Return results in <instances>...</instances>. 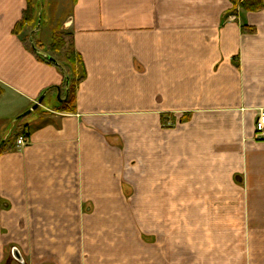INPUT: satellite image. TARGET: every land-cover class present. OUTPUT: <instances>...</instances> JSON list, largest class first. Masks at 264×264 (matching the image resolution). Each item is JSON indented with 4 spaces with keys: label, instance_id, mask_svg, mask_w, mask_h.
Instances as JSON below:
<instances>
[{
    "label": "crops",
    "instance_id": "crops-1",
    "mask_svg": "<svg viewBox=\"0 0 264 264\" xmlns=\"http://www.w3.org/2000/svg\"><path fill=\"white\" fill-rule=\"evenodd\" d=\"M26 9L0 0V148L30 133L0 153V264H264V9L76 0L69 111Z\"/></svg>",
    "mask_w": 264,
    "mask_h": 264
},
{
    "label": "trees",
    "instance_id": "trees-1",
    "mask_svg": "<svg viewBox=\"0 0 264 264\" xmlns=\"http://www.w3.org/2000/svg\"><path fill=\"white\" fill-rule=\"evenodd\" d=\"M41 2V0H38ZM234 6L235 12L239 7L248 11H259L264 9L263 0H230ZM76 3V0H73ZM36 6L33 0H27V9L23 13L21 21L17 24L14 32L16 35H21L27 27L34 23V14ZM41 21V17H40ZM42 27V24L39 25ZM62 28L58 27L53 31L52 42L48 47H44L41 42L35 39V35L24 39L25 46L29 52L35 57L47 64L53 65L59 69L64 77V83L62 85V92H65L66 101L63 105V111H69L70 107L75 101V92L79 84L85 79V71H80L83 67L81 58L79 57L74 44V37L72 34L61 31ZM47 57L53 58L56 64L51 63ZM70 97V98H69ZM69 98V100H68ZM19 137L29 138L30 133L28 129H22V133L14 136V139L3 145L0 148V153L3 152L6 147L14 149Z\"/></svg>",
    "mask_w": 264,
    "mask_h": 264
},
{
    "label": "rangeland",
    "instance_id": "rangeland-1",
    "mask_svg": "<svg viewBox=\"0 0 264 264\" xmlns=\"http://www.w3.org/2000/svg\"><path fill=\"white\" fill-rule=\"evenodd\" d=\"M33 1L36 6V10L34 14V23L29 27H27L26 30L24 31V35H26V38L31 37L30 36L31 34V35H35V39L37 40V36L41 31L40 29L44 27V24L51 25L52 29L55 30L58 27L62 28L61 26L62 23L67 21L68 18L70 17L73 0H41V2H39L38 0H33ZM40 17H41V21H40ZM40 23L42 24V27L39 26ZM65 101H66L65 92L63 91L61 95V104L64 105ZM38 112L46 113V111L43 110L42 107H40ZM12 264H16V263L13 262Z\"/></svg>",
    "mask_w": 264,
    "mask_h": 264
},
{
    "label": "water",
    "instance_id": "water-1",
    "mask_svg": "<svg viewBox=\"0 0 264 264\" xmlns=\"http://www.w3.org/2000/svg\"><path fill=\"white\" fill-rule=\"evenodd\" d=\"M47 59H48L51 63L57 65V62H56L53 58H49V57H47ZM57 90H58V100L61 102L62 90H61V88H57ZM45 96H46V94H43V95L41 96V98L38 100V102L33 106V108H32L29 112H27L26 114H24L23 117L27 116L28 114L32 113L33 111H37V110L39 109L40 105H41V104L43 103V101L45 100ZM13 255H14V258H15L17 261H19L21 264H24V262L22 261V259H20V256H19V254L17 253V251H16V253L14 252Z\"/></svg>",
    "mask_w": 264,
    "mask_h": 264
},
{
    "label": "built area",
    "instance_id": "built-area-1",
    "mask_svg": "<svg viewBox=\"0 0 264 264\" xmlns=\"http://www.w3.org/2000/svg\"><path fill=\"white\" fill-rule=\"evenodd\" d=\"M257 139H264V111H261L257 120ZM27 144V139L20 137L18 140V145L23 146Z\"/></svg>",
    "mask_w": 264,
    "mask_h": 264
}]
</instances>
